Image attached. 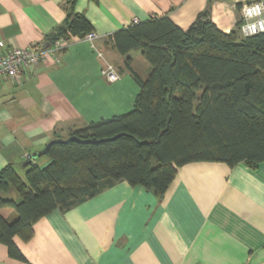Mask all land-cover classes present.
Masks as SVG:
<instances>
[{"label": "crops", "instance_id": "1", "mask_svg": "<svg viewBox=\"0 0 264 264\" xmlns=\"http://www.w3.org/2000/svg\"><path fill=\"white\" fill-rule=\"evenodd\" d=\"M249 1L75 0L76 12L99 37L71 38L60 63L47 59L18 79L0 80V170L11 164L25 177L32 164L48 163L44 150L51 140L134 108L139 85L126 59L143 79L151 66L141 51L119 53L114 32L134 19L165 14L186 30L210 5L212 20L228 33ZM69 5L0 0V54L45 45ZM109 65L119 76L115 81L102 72ZM11 196L19 201L15 191ZM15 242L27 260L11 257L0 243V264H264V162L256 168L244 162L185 164L162 197L121 180L69 210L52 211L35 223L30 240Z\"/></svg>", "mask_w": 264, "mask_h": 264}, {"label": "trees", "instance_id": "2", "mask_svg": "<svg viewBox=\"0 0 264 264\" xmlns=\"http://www.w3.org/2000/svg\"><path fill=\"white\" fill-rule=\"evenodd\" d=\"M49 36L84 37L94 31L75 0ZM241 19L230 32L211 18L210 5L184 30L168 14L132 22L110 38L122 55L141 51L151 66L141 78L134 108L75 130L79 139L53 142L44 166L21 177L13 165L0 170V243L27 260L15 237L34 235V225L52 211L69 210L121 180L163 196L178 168L191 162H264V32L243 36ZM45 43V44H46ZM153 161L156 163L153 165ZM16 191V201L10 195ZM9 195V196H5ZM4 211L12 215L6 217Z\"/></svg>", "mask_w": 264, "mask_h": 264}, {"label": "built area", "instance_id": "3", "mask_svg": "<svg viewBox=\"0 0 264 264\" xmlns=\"http://www.w3.org/2000/svg\"><path fill=\"white\" fill-rule=\"evenodd\" d=\"M240 32L243 36H251L264 32V0H251L245 2L239 8ZM139 22L138 19L133 20ZM70 34V38H74ZM95 31L87 33L83 38L94 42L98 38ZM69 39L60 37L49 47L44 44H32L28 47H13L8 52L0 54V80L4 78L18 79L25 68L38 64L47 59L60 63V52L66 47ZM110 81L118 79V74L112 65L102 70ZM30 157L29 154H27Z\"/></svg>", "mask_w": 264, "mask_h": 264}, {"label": "water", "instance_id": "4", "mask_svg": "<svg viewBox=\"0 0 264 264\" xmlns=\"http://www.w3.org/2000/svg\"><path fill=\"white\" fill-rule=\"evenodd\" d=\"M50 46V43H46L45 44V48L49 47ZM116 137H118V135L116 136H113V137H110V138H101V139H98V138H89V139H79L77 138L76 136H70L69 138L67 139H53L51 140L48 144H47V147L45 148L44 150V153L46 152L47 153V150L49 148V146L53 143V142H61V141H69V140H77V141H81V142H93V143H100V142H103L105 140H110V139H115Z\"/></svg>", "mask_w": 264, "mask_h": 264}, {"label": "rangeland", "instance_id": "5", "mask_svg": "<svg viewBox=\"0 0 264 264\" xmlns=\"http://www.w3.org/2000/svg\"><path fill=\"white\" fill-rule=\"evenodd\" d=\"M155 163H156V162H155V161H153V165H154ZM13 192H14V191H13ZM13 192H12V193H13ZM15 193L17 194V196H18V199H19V201H20L19 194H18L16 191H15ZM10 195H11V194H10ZM5 196L7 197V196H9V195H5Z\"/></svg>", "mask_w": 264, "mask_h": 264}]
</instances>
